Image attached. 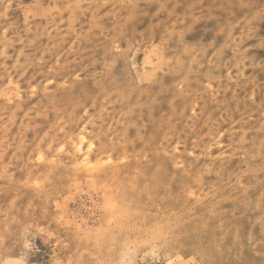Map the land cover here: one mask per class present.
<instances>
[{
  "label": "rangeland",
  "instance_id": "obj_1",
  "mask_svg": "<svg viewBox=\"0 0 264 264\" xmlns=\"http://www.w3.org/2000/svg\"><path fill=\"white\" fill-rule=\"evenodd\" d=\"M0 264H264V0H0Z\"/></svg>",
  "mask_w": 264,
  "mask_h": 264
}]
</instances>
